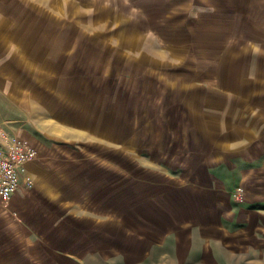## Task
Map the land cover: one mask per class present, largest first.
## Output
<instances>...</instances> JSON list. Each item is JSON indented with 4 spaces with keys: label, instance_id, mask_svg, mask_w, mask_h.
<instances>
[{
    "label": "rangeland",
    "instance_id": "374dc122",
    "mask_svg": "<svg viewBox=\"0 0 264 264\" xmlns=\"http://www.w3.org/2000/svg\"><path fill=\"white\" fill-rule=\"evenodd\" d=\"M257 2L0 0V47L11 32L9 42L28 50L13 64L32 69L45 47L94 51L92 72L63 71L56 81L64 89L59 111L77 119L72 127L47 125L43 110L24 116L53 135H32L50 170L43 164L39 197L11 210L19 231L0 229V264H264V8ZM18 69L14 82L22 84L29 76ZM13 113L17 124L19 105ZM101 117L109 136L91 127ZM99 160L108 161L109 181L88 189L85 177ZM183 161L196 167L176 181L189 192L175 200L165 183ZM213 163L221 166L208 182L204 166ZM203 195L215 197L211 207Z\"/></svg>",
    "mask_w": 264,
    "mask_h": 264
},
{
    "label": "crops",
    "instance_id": "0c3cea01",
    "mask_svg": "<svg viewBox=\"0 0 264 264\" xmlns=\"http://www.w3.org/2000/svg\"><path fill=\"white\" fill-rule=\"evenodd\" d=\"M243 2V1H242ZM240 6H245L246 3H242ZM237 4V3H236ZM257 5L259 8H264V2L262 0H258ZM7 37H5L6 42H4V45L1 44L0 47V92H2V98L3 100L0 101V125L3 127L9 129L11 132L19 133L20 135L27 136L31 142L36 145L39 150L40 154L39 156L33 161L28 163V170L32 174L34 179V186L32 188H27L25 186H20L13 194L12 198L9 201H4L3 199H0V229H4L5 227L13 230V231H19L18 228V221L15 219L13 214L11 213L12 209H20L22 205L25 203V201H28L30 197H34L38 195V191L40 184H42V178H44L45 174H40L43 164V170L49 171V163L47 165V162L44 161V155H43V148L42 144L40 145L37 142L36 136H50L51 134L44 130V133H42V129L39 127L38 124L34 123V120L31 119L30 115L27 117H24L28 111L33 110L37 111L40 114V111L43 110L48 114L47 125H61V122H65L66 126L72 127L74 125L73 121H76L75 117H71V109H68L69 113L66 115H62L61 111H59V107L57 106V103L61 100L63 96L64 89L58 88L56 86V81L61 76V73L63 71H68L71 73L70 78H73L72 73H77L75 71L82 70L92 72L94 69V65L90 62V56L93 53L88 52H94L90 51L89 49H80L77 48L73 49H66V48H52V47H45L44 50H40L43 53L39 54L38 57L34 58V67L32 69L30 68L29 63H22L20 66L13 64V58L18 53L17 51L20 50L22 52V55L24 56V52L28 51L26 45L23 43L20 45V49L18 47H14L13 43L9 42L11 39H13L14 34L13 33H7L5 34ZM8 35L10 38H8ZM59 50V51H55ZM55 51V52H54ZM80 56L82 58L78 59L77 57ZM75 57V58H73ZM69 59L70 64L69 68H66V61ZM64 65V66H63ZM15 66L20 67L18 69L19 72H26L28 73V78L26 81H23L22 84H19L18 82H14V68ZM37 70V71H36ZM31 72L36 73V81L31 84ZM24 75L20 77L21 80H23ZM72 89L67 90L66 95H71ZM13 105H19V109H21V118L15 120L13 118H16L19 116V114L13 113ZM75 108V107H73ZM73 116V115H72ZM12 117V118H10ZM39 117V116H38ZM61 117L64 118L63 121H61ZM82 117V116H81ZM21 119V120H20ZM79 119V118H78ZM101 119V122L99 120ZM79 124H82V127H85L87 124L84 123V121L78 122ZM100 124V125H99ZM26 127V128H25ZM29 127H33L34 130H30ZM94 131H96V135L98 136H105L110 135L109 130V122H105L104 118H98L97 123H93L91 126ZM198 131H203V129H199ZM35 137H33V136ZM53 136V135H51ZM218 140V139H217ZM42 143V142H41ZM229 145L228 143L225 144V146ZM236 148V147H235ZM230 149V148H229ZM237 150V148L235 149ZM233 150V151H235ZM191 152L195 153V150H192ZM199 156L203 155V153H199ZM173 158V157H172ZM171 160V158H170ZM107 160H99L94 165L92 164L89 168H96V170H93L92 172L94 175H86L84 184L87 186L88 189L93 188L94 185L104 184L109 181V165H107V162H104ZM194 161V160H193ZM191 161H183L184 169L183 171L174 170L176 172L171 171V175L173 178L172 183L166 182L167 187L164 188L166 190H170L173 194V197L176 199H181L187 192L186 189L180 186L179 183L176 181L179 180L180 175L184 172H187L190 168H195L196 163ZM168 162V161H167ZM173 161L171 160V166H168L172 169H177L175 165L173 166ZM200 164V163H199ZM221 166V163L217 164H207L205 167V173L207 175L208 182L214 181V178L216 176L215 168ZM39 167L41 169H39ZM180 168V167H178ZM88 169V166H87ZM42 170V171H43ZM90 172V173H92ZM205 173L203 172V175L205 176ZM40 174V175H38ZM100 177V178H99ZM184 179V174L182 175ZM38 178V179H37ZM213 184V182L211 183ZM37 185V186H36ZM149 191L154 192L158 190V182L152 181L149 183ZM152 196V195H151ZM155 197V194H153ZM204 198V199H203ZM203 198H201V203L205 205V207H211L215 201V197H209L203 195ZM196 203L199 205V201L197 199ZM192 205H194L193 202H191ZM201 206V205H200ZM175 211L173 213V216L177 214L176 210L177 208H174ZM22 226V225H20ZM23 228V227H22Z\"/></svg>",
    "mask_w": 264,
    "mask_h": 264
},
{
    "label": "built area",
    "instance_id": "2783aa9c",
    "mask_svg": "<svg viewBox=\"0 0 264 264\" xmlns=\"http://www.w3.org/2000/svg\"><path fill=\"white\" fill-rule=\"evenodd\" d=\"M31 141L0 125V199L4 201H9L21 185L34 186L28 163L39 156L40 150ZM241 191L240 187L236 194Z\"/></svg>",
    "mask_w": 264,
    "mask_h": 264
}]
</instances>
